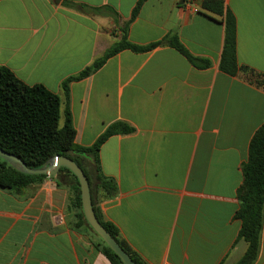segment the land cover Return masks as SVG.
Returning a JSON list of instances; mask_svg holds the SVG:
<instances>
[{"label": "crops", "instance_id": "0c3cea01", "mask_svg": "<svg viewBox=\"0 0 264 264\" xmlns=\"http://www.w3.org/2000/svg\"><path fill=\"white\" fill-rule=\"evenodd\" d=\"M66 1L111 7L121 20L88 16ZM139 1L2 0L0 67L58 94L61 126L68 106L79 146H93L113 123L133 127L101 147L102 172L118 194L98 206L145 264H237L248 248L239 238L238 190L264 124V85L220 70L225 29L203 14L206 0H145L128 38L146 46L175 34L208 67L168 46L124 50L73 82L68 99L61 90L121 39ZM224 7L236 18L239 65L264 75V0ZM68 199L52 177L19 194L0 188V264H111L92 233L69 222ZM255 264H264V225Z\"/></svg>", "mask_w": 264, "mask_h": 264}, {"label": "trees", "instance_id": "16d2710c", "mask_svg": "<svg viewBox=\"0 0 264 264\" xmlns=\"http://www.w3.org/2000/svg\"><path fill=\"white\" fill-rule=\"evenodd\" d=\"M144 2L145 0H140L137 3L131 18L122 27L123 35L118 42L112 45L102 57L96 59L91 66L62 82L61 90L67 99L73 82L93 75L110 58L124 50L144 53L159 46H168L177 50L196 67H208L209 62L192 56L175 34L146 46L133 44L129 40V27L138 17ZM64 5L88 16L110 17L117 24L121 20V16L108 6L90 7L72 1H66ZM202 10L204 15L224 25L225 40L220 70L230 76L242 74L251 83L263 86L264 75L238 63L237 22L234 14L225 10L224 0H206ZM61 106V97L44 85H27L9 68L0 67V149L20 158L31 169L46 167L49 161L56 156L73 160L88 178L93 208L101 225L117 240L136 264H145L121 239L118 229L105 221L98 206L99 201L111 200L118 194L117 183L102 172L101 147L112 136L132 134L133 127L125 122L113 123L93 146L82 147L75 142L76 130L68 106L64 112V124L61 126ZM242 173L243 183L238 190L237 217L242 223L239 238L247 243L248 248L237 264H255L261 249L264 225V124L256 131L250 142L248 161L242 166ZM47 178L48 176L45 175H29L20 172L0 158V188L3 190L19 194L26 188L40 186ZM52 178L58 187H65L69 192L67 207L73 214V219H69L73 228L80 231L84 227L92 233L97 240L96 248L111 264H123L86 221L82 208L80 184L75 175L68 169L61 168Z\"/></svg>", "mask_w": 264, "mask_h": 264}, {"label": "water", "instance_id": "95a60500", "mask_svg": "<svg viewBox=\"0 0 264 264\" xmlns=\"http://www.w3.org/2000/svg\"><path fill=\"white\" fill-rule=\"evenodd\" d=\"M183 3V2H182ZM181 3V4H182ZM0 158L7 161L16 170L29 175H45L54 177L61 168L68 169L78 179L81 189L82 208L86 221L92 230L108 245L110 249L121 259L123 264H136L131 256L120 246L117 240L101 225L95 214L90 185L84 171L71 159L56 156L42 169L29 168L20 158H17L0 149Z\"/></svg>", "mask_w": 264, "mask_h": 264}]
</instances>
